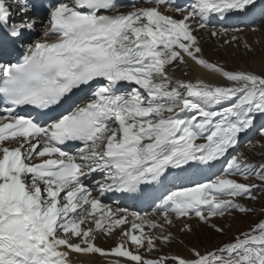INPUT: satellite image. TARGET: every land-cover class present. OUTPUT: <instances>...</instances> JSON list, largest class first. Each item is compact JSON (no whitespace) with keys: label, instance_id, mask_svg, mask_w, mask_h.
Here are the masks:
<instances>
[{"label":"snow or ice","instance_id":"1","mask_svg":"<svg viewBox=\"0 0 264 264\" xmlns=\"http://www.w3.org/2000/svg\"><path fill=\"white\" fill-rule=\"evenodd\" d=\"M257 20L264 0H0V264H264V218L160 254L177 222L224 235L214 218L264 197V160L236 151L264 138V71L210 61L198 35L255 53ZM190 62L224 83L170 74Z\"/></svg>","mask_w":264,"mask_h":264},{"label":"rangeland","instance_id":"2","mask_svg":"<svg viewBox=\"0 0 264 264\" xmlns=\"http://www.w3.org/2000/svg\"><path fill=\"white\" fill-rule=\"evenodd\" d=\"M248 40L252 39V43H254V48L256 49L255 53L246 52L244 48L241 46V49L236 44L224 45L222 48V44L217 43L215 46H212V57L218 58V60H222L224 64H228V69H248L258 71L256 68L254 69V65H258L261 68V71H264V38L261 39V42L254 37H258V35H248ZM251 37V38H250ZM261 43L260 45H258ZM252 45V44H251ZM221 48V49H218ZM259 59H263L262 66L258 62ZM259 71V72H261ZM242 203L248 204L249 206L255 208V206L259 207L261 204H264L262 198L257 202H251L244 200ZM264 217V212L262 214ZM256 212H253L248 215H242L239 213H234V215H226L223 218L214 219L212 222L218 225H221L225 228V234L221 235L213 231L208 226L196 225L195 229L191 233H183L180 238L183 241L184 239L188 244H192L191 246H197L204 249L209 248L210 246L215 247L219 245L221 242L230 239L237 231L244 230L249 227V225L253 224L257 220H259ZM217 220H219L217 222ZM185 234V235H184ZM173 246L176 247L174 249L175 252H179V250L183 249L184 244L180 242V240L176 241ZM165 247V246H164ZM163 248V247H162ZM178 248V249H177ZM173 249V248H172ZM171 249V250H172ZM163 251V249H161ZM172 254V253H169Z\"/></svg>","mask_w":264,"mask_h":264},{"label":"bare ground","instance_id":"3","mask_svg":"<svg viewBox=\"0 0 264 264\" xmlns=\"http://www.w3.org/2000/svg\"><path fill=\"white\" fill-rule=\"evenodd\" d=\"M258 36H260L261 37V39H263L264 38V28L257 34ZM256 35V36H257ZM255 36V35H254ZM251 38V37H250ZM259 38V37H258ZM201 45H202V48H204L203 47V45H204V43H202L201 42ZM203 52H204V50H203ZM205 54V53H204ZM212 55V53L210 52L209 54H208V56L209 57H212L211 56ZM263 61V59H259L258 60V62L260 63V65L262 66V62ZM264 66V65H263ZM257 69L258 71L257 72H259V71H261V68L258 66V65H254V69ZM189 69H190V71H191V73L192 74H189V76L190 77H192L193 79H195V78H197V77H201V78H205V79H207V80H210V81H215V82H220V77L219 76H215V75H212V74H209V73H207V72H205L203 69H200V68H198L197 66H195L194 64H191V62H190V67H189ZM191 224H192V222H191ZM192 226H193V224H192ZM174 232L175 233H179L180 231L178 230V228L177 229H175L174 230ZM181 232H180V236H181ZM185 235V234H184ZM180 238V237H179ZM181 239V238H180ZM97 243L101 246V247H104V248H109V247H111L112 245H113V240H111V239H109V240H104V239H98L97 240ZM184 244H185V246L183 247V249H181V250H179V252L178 253H180V254H184V255H187V247H192L191 245L192 244H188L186 241L184 242ZM198 244H195V246H197ZM187 246V247H186ZM172 247H173V249H172ZM209 248H213L212 246H210ZM163 249V251L164 252H167V251H172V254H176L177 252H175L174 251V249H176V247L175 246H170L169 248H165V247H163L162 248ZM172 249V250H171ZM178 249V248H177ZM202 249V248H201ZM91 259H93V260H95L96 261V264H100V260H99V257H92Z\"/></svg>","mask_w":264,"mask_h":264}]
</instances>
